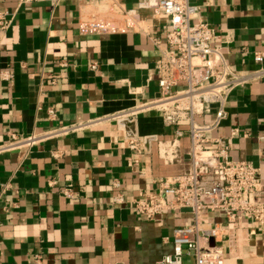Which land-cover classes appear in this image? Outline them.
Returning <instances> with one entry per match:
<instances>
[{
    "label": "crops",
    "instance_id": "0c3cea01",
    "mask_svg": "<svg viewBox=\"0 0 264 264\" xmlns=\"http://www.w3.org/2000/svg\"><path fill=\"white\" fill-rule=\"evenodd\" d=\"M89 1L101 0H39L23 8L20 0H0V12L14 15L10 31L4 37L0 32V72L14 75L12 83L0 80V144L10 134L40 133L160 97V53L147 36L80 34L82 6ZM139 1L118 0L127 9ZM193 3L204 8L206 21L220 36L212 46L230 68L239 74L257 69L253 55L264 52V0H214L207 8L204 0ZM143 16L154 35L170 30L167 18L151 12ZM93 63L96 72L89 68ZM50 109L55 120L48 118ZM227 111L228 119L212 136L229 139L232 159L259 168L258 198L264 201V143L259 141L264 137V80L233 92ZM214 116L215 107L199 121L209 123ZM138 128L141 135L170 138L174 133L156 113L142 115ZM234 128L241 134L231 140ZM189 146L186 137L182 149ZM53 151L63 157L54 160ZM131 159L113 127L48 142L29 153L1 155L0 264H36V256L42 264H157L172 255L174 230L191 223V216L166 213L148 221L132 203L181 168L166 166L157 148L142 156L136 169L128 166ZM66 188L73 189L74 199L61 195ZM118 193L124 204L113 202ZM204 216L224 224L225 264H264V233L254 222L229 226L222 214Z\"/></svg>",
    "mask_w": 264,
    "mask_h": 264
},
{
    "label": "built area",
    "instance_id": "2783aa9c",
    "mask_svg": "<svg viewBox=\"0 0 264 264\" xmlns=\"http://www.w3.org/2000/svg\"><path fill=\"white\" fill-rule=\"evenodd\" d=\"M39 0H20L19 8ZM198 0H140L135 9H127L118 0L85 2L82 6L79 32L81 35H145L160 53L156 63L160 97L119 112L59 126L26 136L10 134L0 144V156L12 152H30L52 141L102 127H113L122 134L125 148L134 159L128 166L136 169L142 156L157 148L160 160L166 166H179L181 172L160 178L154 189L142 192L132 203V209L148 221H155L166 213L189 214L191 223L174 230L172 255L157 264H225L222 247L224 224L210 221L205 213H219L229 226H238L244 220L254 222L264 233V201L259 200L262 180L259 168L247 161L234 160L229 152V139L215 138L228 119L230 96L238 89L264 80V52L253 55L258 68L244 74L234 72L222 51L212 46L220 39L217 31L205 19L204 8ZM205 7L214 0H204ZM144 12L169 20L170 30L156 36L145 24ZM14 15L0 12V32L4 37L12 28ZM232 38L227 39L229 44ZM67 67L66 61L60 62ZM90 70L96 72L93 63ZM0 80L12 83L10 71L0 72ZM215 107V116L209 123L199 118L208 116ZM156 113L166 128L174 129L170 138L159 135H141L139 118ZM49 120L56 119L50 109ZM185 125V128H183ZM241 134L234 128L231 140ZM189 140V148L182 149V140ZM247 137V134H244ZM259 141L264 143V137ZM51 157L59 160L63 152L53 151ZM51 184H53L51 182ZM120 189L119 183H114ZM65 199H74L72 188L61 191ZM113 202L125 203L118 193ZM36 264L42 258L36 256Z\"/></svg>",
    "mask_w": 264,
    "mask_h": 264
}]
</instances>
